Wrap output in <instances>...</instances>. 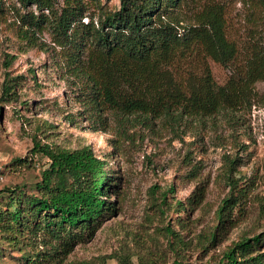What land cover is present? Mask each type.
I'll return each mask as SVG.
<instances>
[{
  "label": "rangeland",
  "instance_id": "rangeland-1",
  "mask_svg": "<svg viewBox=\"0 0 264 264\" xmlns=\"http://www.w3.org/2000/svg\"><path fill=\"white\" fill-rule=\"evenodd\" d=\"M1 1L6 9L0 14V188L19 187L22 198L37 194L34 182L47 158L31 151L33 138L66 148L89 145L115 184L108 190L115 209L91 233L72 229L76 239L65 246L59 244L64 233L54 237L31 222L10 228L3 217L1 264H31L34 252L43 258L37 264H216L239 237L264 230V81L254 83L249 104L230 111L175 121L139 112L119 119L105 110L100 121L80 104L77 79L47 29L35 33L36 43L20 38L13 6L23 8L16 0ZM85 1L91 11L93 0ZM99 1L107 8L118 5ZM204 1L211 0L182 3L176 10L181 22H192ZM223 1L227 38L240 42L258 31L264 17L259 4ZM25 9L37 11L30 3ZM204 60L213 80L224 82L230 66ZM180 66L184 72L186 62ZM5 73L15 77L8 97L1 93ZM230 159L235 203L210 240L215 210L229 193ZM6 202L3 191L1 211ZM257 248L264 249V236Z\"/></svg>",
  "mask_w": 264,
  "mask_h": 264
},
{
  "label": "trees",
  "instance_id": "trees-1",
  "mask_svg": "<svg viewBox=\"0 0 264 264\" xmlns=\"http://www.w3.org/2000/svg\"><path fill=\"white\" fill-rule=\"evenodd\" d=\"M16 1L23 8L13 6L18 36L36 43L35 33L47 29L62 52L63 65L77 79L80 104L100 121L105 110L119 119L139 112L175 121L230 111L249 104L254 83L264 81V17L256 33L240 42L231 40L225 34L223 0L200 3L190 23H182L176 11L189 0H118L114 8L93 0L91 11L85 0H62L59 5L52 0ZM28 3L37 11L25 9ZM250 3L264 10V0ZM5 9L0 0V14ZM206 57L230 66L224 82L213 80ZM180 62H186L184 72ZM14 78L5 73L2 97L15 92L10 82ZM31 151L47 158L34 182L37 194L22 198L19 187L0 188V193L7 192L0 220L4 217L8 227L31 222L54 237L64 233L59 244L65 246L76 239L72 229L91 233L115 209L108 194L115 184L89 145L66 148L33 138ZM232 164L228 160L229 193L215 210L217 221L207 232L210 240L235 203ZM263 236L264 230L239 237L216 264H264V249L257 248ZM34 254L31 264L43 259Z\"/></svg>",
  "mask_w": 264,
  "mask_h": 264
}]
</instances>
